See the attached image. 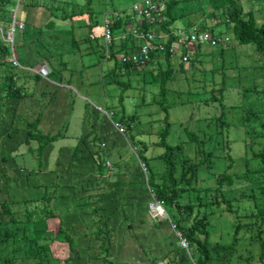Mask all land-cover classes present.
I'll return each instance as SVG.
<instances>
[{
	"label": "rangeland",
	"instance_id": "rangeland-1",
	"mask_svg": "<svg viewBox=\"0 0 264 264\" xmlns=\"http://www.w3.org/2000/svg\"><path fill=\"white\" fill-rule=\"evenodd\" d=\"M141 1L90 0L86 5V0H9L0 8V83L4 77L12 81L10 88L0 87V203H7L21 225L28 224L18 237L24 233L29 240L48 245L39 258L27 247L31 242L21 241L28 251L18 244L22 251L13 264H106L85 261L99 242L87 249L74 245L83 256L66 261L76 254H70L63 241L69 236L88 244L104 216L111 217L108 229H115L114 247L106 257L114 264H148L142 258H161L168 246H176L166 217L151 212L152 200L139 198L144 203L137 211L135 204H128L135 200L123 196L136 193L137 199V193L146 189L136 151L139 143L147 146L158 140L165 115L169 124L165 141L177 146L172 151L177 167L182 157L191 162L201 158L184 128L207 140L203 151L212 153L211 168L201 165L195 184L205 195L201 211L211 245L209 264H260L259 242L252 238L260 220L245 217L253 211L251 186L257 185V178L246 173L245 143L251 134L243 117L254 113L264 121L262 59L252 45L236 43L226 23V8L211 19L210 9L197 0H181L171 32L203 28L228 42L218 48H181L171 58L173 71L161 95L155 62L125 69L104 55V18L130 15ZM235 1L244 14L252 12L257 25L264 21V0ZM179 54L187 55L188 61L180 62ZM164 65L161 61L162 69ZM14 89L19 95L7 96ZM221 113L222 124L217 121ZM251 125L260 131V126ZM162 153L160 147H148L146 163L161 168L154 158ZM98 160L103 163L99 169ZM223 171L232 180L218 189L216 177ZM120 183L133 191H119ZM193 196L190 193L189 199ZM187 197L180 202H187ZM130 217L142 221L137 231L127 232ZM121 221L127 234L122 231L118 236L127 237L116 244ZM133 234L140 237L141 248L130 239ZM215 244L218 248L212 249Z\"/></svg>",
	"mask_w": 264,
	"mask_h": 264
},
{
	"label": "trees",
	"instance_id": "trees-1",
	"mask_svg": "<svg viewBox=\"0 0 264 264\" xmlns=\"http://www.w3.org/2000/svg\"><path fill=\"white\" fill-rule=\"evenodd\" d=\"M181 0H167L165 2V9L161 14L162 20H157L155 23H149L148 21H142V30L144 31H153L155 33H164L167 35V42L169 44L175 40L171 35L170 26L172 23L179 18L177 16L175 10L176 6L179 5ZM201 5H204L208 11V18L213 19L218 12H222L223 9H227L224 12L226 16V23L230 27L233 37L237 44L240 45H252L259 54L262 59L261 69L264 72V21L259 25L256 24V21L253 17L252 12H247L244 14L242 8L235 0H197ZM9 2V0H0V8L5 7V5ZM90 0H86V5H89ZM120 17L119 20H113L110 24H108V28L112 33V41L108 47L109 51V59L116 60L115 55L118 53H129L134 52L137 49V41L131 38L126 34L125 26L130 21L128 19V15H121L117 13ZM122 14V13H121ZM112 17V16H111ZM107 17V18H111ZM126 19V20H124ZM155 28V29H154ZM204 30L200 28V31ZM210 33L212 30L210 29ZM118 37V39H116ZM199 48V47H197ZM222 50V49H220ZM222 51L220 52V54ZM160 55L151 56L150 62L152 63L154 59L159 57ZM164 61V69L160 67L161 64H158L159 73H160V94L164 93V84L166 80L170 77L172 73L171 68V58L165 53L161 59ZM125 69H133L136 68L135 65L126 63L120 64ZM145 65V66H146ZM181 70V65H179ZM4 80L0 83V87L10 88L12 86V81L9 77H4ZM16 94L18 96V92L16 89L11 90L10 93H7V96ZM264 95V92H263ZM165 111V109L163 108ZM224 115L221 113L217 118L220 124L224 123ZM259 116H256L254 113L250 114L248 118L243 117V125L244 123L247 125L250 123V128L247 133L251 134L249 140L245 143V150H248V154L246 152L245 155V165H246V173L247 174H256L257 185L254 187V183L251 187L254 191L255 195L250 196L253 201V211L249 215L245 217H251V220H254L255 223H258L260 220L259 228L256 234L253 235V240H258L259 242V253L257 261L260 264H264V236H263V227H264V121ZM252 123L260 126V131H256L254 126L252 127ZM164 126L158 131V140L155 143L149 145H143L139 143V149L136 151V156L138 158V169L142 168L146 175V189H144L141 193H137L138 198L136 199V193L129 194L127 196L123 195L124 198L128 200H135L134 202H129L128 204L131 207L135 204L136 210L141 208V203L137 200L142 198L144 200H152L153 202H157L161 204L163 208L166 218L171 227L174 237L176 238V246H168L169 249L166 253L161 257H153L149 258L146 261L148 264H153L155 261L166 262L168 264H184L183 262L188 260L191 264H209L210 261V253L211 245L208 242V232L206 228L205 216L206 214L202 213V208L204 207L203 199L205 197L204 193L201 190H197L195 187L197 180V170L201 165H205V168L209 170L211 168V152H204L203 147L207 140L199 139L192 131L184 128V134L187 137L188 141L193 143L197 152L201 157L197 162H191L189 159L182 157L178 161V167L173 161L172 151L173 149H177V146L172 147L169 146L165 139L168 135L169 124L167 122V116H164L163 119ZM242 125V126H243ZM244 127V126H243ZM38 139H42V136L39 134L35 135ZM132 140V139H131ZM157 146L163 149V153L161 155H157L154 159L161 164V168L156 169L154 166H149L144 157V153L146 152L148 147ZM226 157L230 160L228 152L226 153ZM98 169L100 165L103 164L99 160L97 161ZM231 166L228 165L226 169ZM138 175L142 174V171H138ZM231 177L223 171L221 174L217 175L216 182L218 185V189L222 186L224 181L231 183ZM119 191H122L123 188H127L128 191H133L134 187H131L127 184H118ZM121 186V187H120ZM194 194V200L189 199V194ZM188 195L187 202L181 203L180 199L183 195ZM255 200L259 202L258 206L255 204ZM192 202V203H191ZM103 206V205H101ZM104 207H102L103 209ZM97 208H93L92 213H96ZM138 211V210H137ZM105 213L107 211L105 210ZM109 213V211H108ZM107 213V214H108ZM6 218V219H5ZM110 216L100 217L98 219V228L97 231L93 234V236L88 240V244L86 242L81 241V239H73L69 236L64 237V242L68 244L70 248V254H76V258H68V262H76L79 261V257L83 256V252L75 251L74 245H84L86 249L92 244L95 248V243L99 242L96 250L86 254V263L89 260L92 261H101L106 264H114V261L106 260V257L109 256L113 250V233L115 229H108L107 225L110 220ZM129 224L127 225V232H129L132 228L136 229L140 227L142 222L138 217L129 218ZM128 220V219H125ZM139 221V222H138ZM22 223V222H21ZM123 221L118 224L117 230V242H121V236L119 237V233L122 231L125 232L126 227L123 226ZM139 224L140 226H137ZM28 224L25 222L23 225L20 224V221L15 219V216H12V213L9 210V207L5 201L0 203V264H13L14 256L22 251L21 247L18 244H23L21 241L26 243V241L31 242V244L27 245L30 249L34 250L33 255H36L40 258V255L47 251V244H39L36 242L38 239L29 240L26 236L21 235L18 237V233L25 231V226ZM136 225V226H135ZM24 226V228H23ZM36 230V229H34ZM239 230V225H236L234 228V235H236ZM134 231V232H136ZM37 232H40L38 230ZM42 233V232H41ZM123 233V232H122ZM126 233V232H125ZM127 234V233H126ZM176 234H179L182 239H184L187 243V250L180 248L179 239ZM134 238L135 245L139 248L137 244H139L140 237L137 234H133V237L130 236V239ZM139 241V242H138ZM23 244V245H24ZM22 245V248H23ZM170 245V244H169ZM28 248V249H29ZM78 248V247H77ZM218 248V245L212 248ZM24 249V248H23ZM24 251H28L25 250ZM223 256L226 254V250H223ZM222 252V251H221ZM104 255V256H103ZM251 257V256H250ZM13 259V260H12ZM108 259V258H107ZM253 257H251L250 262ZM65 261V262H66ZM249 261V260H248ZM68 264V263H67ZM78 264V262H77ZM82 264V263H81Z\"/></svg>",
	"mask_w": 264,
	"mask_h": 264
},
{
	"label": "built area",
	"instance_id": "built-area-1",
	"mask_svg": "<svg viewBox=\"0 0 264 264\" xmlns=\"http://www.w3.org/2000/svg\"><path fill=\"white\" fill-rule=\"evenodd\" d=\"M167 0H142L139 4L132 6L131 14L128 15L130 21L126 24V34L137 41V49L134 52L118 53L115 55L116 61L119 64L130 63L137 68L144 67L151 60V56L160 55L163 57L167 53L170 58L176 55L181 48H187L192 45L195 47L209 46L218 48L226 46L227 38L214 37L207 32L197 30L196 28H189L188 30L178 29L171 32L175 40L166 44L167 35L164 33H155L153 31L142 30V21L146 20L149 23H155L157 20H162L161 14L165 9V2ZM120 17L116 13L111 18H104V44L105 59H109L108 47L112 41V33L108 28L113 20H119ZM126 20V19H124ZM118 39V37H116ZM180 62L185 63L188 61L187 55L179 54ZM14 63V62H13ZM117 126V124H115ZM151 212L157 217H166L160 203L154 202L151 206ZM179 239L180 248L187 250L188 246L184 239L176 234Z\"/></svg>",
	"mask_w": 264,
	"mask_h": 264
},
{
	"label": "crops",
	"instance_id": "crops-1",
	"mask_svg": "<svg viewBox=\"0 0 264 264\" xmlns=\"http://www.w3.org/2000/svg\"><path fill=\"white\" fill-rule=\"evenodd\" d=\"M162 59V57L161 56H159V57H157L156 59H154V61L153 62H155L157 65L158 64H161V60ZM171 61V60H170Z\"/></svg>",
	"mask_w": 264,
	"mask_h": 264
},
{
	"label": "clouds",
	"instance_id": "clouds-1",
	"mask_svg": "<svg viewBox=\"0 0 264 264\" xmlns=\"http://www.w3.org/2000/svg\"><path fill=\"white\" fill-rule=\"evenodd\" d=\"M218 38H222V37H218Z\"/></svg>",
	"mask_w": 264,
	"mask_h": 264
}]
</instances>
